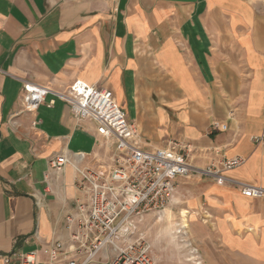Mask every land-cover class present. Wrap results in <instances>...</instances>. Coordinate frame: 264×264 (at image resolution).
<instances>
[{
  "label": "crops",
  "instance_id": "obj_1",
  "mask_svg": "<svg viewBox=\"0 0 264 264\" xmlns=\"http://www.w3.org/2000/svg\"><path fill=\"white\" fill-rule=\"evenodd\" d=\"M111 90L147 147L176 144L192 164L240 157L226 175L264 189V0H0V264L65 239L81 196L75 166L110 146L50 93L23 112L24 85ZM215 123L219 129L213 128ZM222 235L264 230V198L209 178ZM229 233V234H228ZM99 264V263H92Z\"/></svg>",
  "mask_w": 264,
  "mask_h": 264
},
{
  "label": "built area",
  "instance_id": "obj_2",
  "mask_svg": "<svg viewBox=\"0 0 264 264\" xmlns=\"http://www.w3.org/2000/svg\"><path fill=\"white\" fill-rule=\"evenodd\" d=\"M68 104L77 121L92 123L112 149L108 162L93 168H80L66 155L50 161V167L62 172L74 165L75 185L80 192L76 206L64 219L65 239H58L42 251L14 253L4 257L5 264H92L109 257L105 264H151L143 248L140 226L146 215L165 209L180 178H209L220 185L238 188L245 198L263 199L264 189L229 178L226 173L245 162L234 159L213 160L198 168L189 158V150L176 144L149 148L111 90L75 82L66 90H52L33 84L24 85L23 112L35 113L48 94ZM213 128L219 129L215 123ZM264 142V136L257 140ZM148 249L147 251H149Z\"/></svg>",
  "mask_w": 264,
  "mask_h": 264
},
{
  "label": "rangeland",
  "instance_id": "obj_3",
  "mask_svg": "<svg viewBox=\"0 0 264 264\" xmlns=\"http://www.w3.org/2000/svg\"><path fill=\"white\" fill-rule=\"evenodd\" d=\"M178 180L167 207L146 215L139 228L140 248L151 264H264L263 228L223 236L224 215L208 182ZM112 253L96 263L112 262Z\"/></svg>",
  "mask_w": 264,
  "mask_h": 264
},
{
  "label": "bare ground",
  "instance_id": "obj_4",
  "mask_svg": "<svg viewBox=\"0 0 264 264\" xmlns=\"http://www.w3.org/2000/svg\"><path fill=\"white\" fill-rule=\"evenodd\" d=\"M167 212V211H166ZM184 228H188V225H185ZM182 232V231H181Z\"/></svg>",
  "mask_w": 264,
  "mask_h": 264
}]
</instances>
